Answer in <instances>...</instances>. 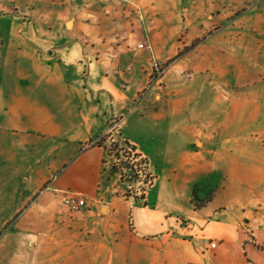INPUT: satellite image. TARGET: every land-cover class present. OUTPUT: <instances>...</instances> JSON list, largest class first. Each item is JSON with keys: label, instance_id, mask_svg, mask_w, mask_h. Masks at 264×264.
Wrapping results in <instances>:
<instances>
[{"label": "crops", "instance_id": "1", "mask_svg": "<svg viewBox=\"0 0 264 264\" xmlns=\"http://www.w3.org/2000/svg\"><path fill=\"white\" fill-rule=\"evenodd\" d=\"M110 1L0 0V81L5 75L22 76L25 83L19 85L22 91L15 105L33 109L16 117L38 122L34 128L40 137L22 146L31 148L37 155L36 165L44 164L49 171L39 175L28 194L0 196V217L8 218L7 209L11 211L16 237L15 258H1L0 264H264V209L250 213L252 199L230 197L219 208L207 205L192 211L167 204L173 191L186 195L193 181L220 169L224 161H213L214 150L208 145L183 152L172 171L189 177L181 180L182 189L175 179L172 185L178 188L170 191L166 184L172 181V173L164 177L165 168L154 166L144 150L145 141L135 132L148 121L160 122L169 116L177 126L178 112L194 103L201 106L199 115L203 114L192 129L197 145L202 137L208 138V143L215 137L230 138L227 129L233 120L254 118L251 101L235 106L232 90L241 89L244 78L239 74L244 68L261 74L252 84L264 80V1L151 0L153 7L155 2L165 5L164 12L154 10L161 30L170 32L171 45L165 34L155 40L159 53H172V41L180 27L191 24L193 28L187 30L193 39L204 42L195 43L192 53H209L211 57L208 65L199 63L187 75L169 79L162 97L143 91L150 76L149 52L131 45L139 42L134 33L127 36V43L119 40L113 46L114 39L105 28L111 26L109 21L101 22L98 17L80 21L78 14L86 3L98 16L120 1L123 6L127 2L147 4L146 0ZM210 23L213 31L205 32L203 28ZM122 66L132 69L121 75L118 69ZM6 89L11 90L9 86ZM129 106L133 107L129 117L123 119L128 142L150 168L153 165L159 170L158 181L142 201L113 197L111 187L120 174L111 169L105 149L93 145L111 132L112 121ZM216 106L221 113L215 116L202 110ZM155 108L160 113H153ZM132 117L137 129L131 125ZM213 125L217 130L207 135L204 130ZM57 153L70 156L58 169ZM263 164L254 170L237 166L234 177L227 165V187L232 179L247 177L246 184L257 187V196L263 197ZM73 193L86 200V206L76 214L64 205ZM235 201L240 202L239 208ZM162 206L184 214L179 218L181 227L171 220L168 231L160 227L167 218ZM227 233L233 239L227 238ZM211 241L217 243L216 248H209ZM229 255L232 257L226 259Z\"/></svg>", "mask_w": 264, "mask_h": 264}, {"label": "rangeland", "instance_id": "2", "mask_svg": "<svg viewBox=\"0 0 264 264\" xmlns=\"http://www.w3.org/2000/svg\"><path fill=\"white\" fill-rule=\"evenodd\" d=\"M146 1L147 4L144 6H136L128 2L123 6L121 1L120 4L116 2V5L113 6L111 4L108 5L109 7L103 9L99 16L94 14L88 3H86L87 5H83V9L78 14V17H80V21L84 22L85 20L96 21L95 17H98L100 21L102 20L101 22H103V20L109 21L111 26L107 25L105 28L109 32L107 35H110L111 38L114 39L110 43V45L113 46L117 45L119 40L127 43V41H129L127 40V36L130 33H134L136 37L139 38V42L135 44L131 43V45L138 51L147 50L149 52L148 61L150 76L145 85V90L143 91L146 93L152 91L153 94H159L162 97L168 89L169 79H176L183 75H187L191 72V69H193V67L195 68L199 63H201V65H208V62L211 61V57L209 53H192L194 49H192V47L195 43L202 45L204 42L200 40L201 38L193 39L187 30V28L189 29L192 27L191 24H182L183 26L180 27L181 31L177 33L172 41L174 45L172 53H162L163 55L159 53L155 40L163 36L165 30L162 31L161 27H159L158 21L160 22V17L155 13L154 7L164 12L165 5L155 2V6L153 7L151 0ZM263 1L264 0H262V2ZM103 2L106 4L111 1L103 0ZM160 2H162V0ZM209 13L207 15H209ZM211 15H213V13ZM148 23L150 27L147 26ZM213 27L214 25L210 23L209 25H205L203 30L205 32L209 30L213 31ZM169 33L170 32L165 35L169 40L168 45H171ZM253 54L255 56V53ZM4 59L6 62L10 60L9 58L7 59V57ZM218 59L222 60V56L219 55ZM131 69V66H122L118 69V72L121 75H125L130 72ZM260 75L261 74L255 75L251 73L250 69L248 70L247 68H244L243 72L239 74V76L244 78V81L240 83L243 84L242 86L239 85L241 87L240 90H232L234 104L237 106L240 103H245V101H251L254 105L253 109L255 112L253 114L254 118L251 119V121L247 119L241 122V118H238L236 123L234 120L232 121V124L229 125L227 129V135H230V138L221 137L215 139V137L208 143V138L202 137L199 140V145H197V139L193 137L192 129L196 127L197 122L202 121L203 114L199 115L201 106H196L195 103L189 108H182V110L178 112L177 126L175 121L172 122L168 120L169 116L167 120L165 119L160 122L148 121L142 124L139 130L135 131L136 135L141 136V139L145 141L144 150L152 157L154 166H162L165 168L164 177L172 173V181L166 184L170 191L172 188H175V190L178 188V186L173 187L172 185L175 179L182 189L184 183H181V180H186L188 179L187 177H189L186 174L182 176L179 170L177 172L172 171L174 165L179 164L183 152H195L199 147L209 148L210 146L215 152L213 161L216 163L220 160L224 161H222L223 165L217 172L211 171L207 173V175H202L198 181H193V183L190 184L188 194L185 195V193L181 191L179 193L173 191V197L168 199L167 204H171V206H175L177 209L184 207L192 211L193 209L199 210L207 205L213 208H219L222 202L232 197V199L234 198L236 200H240L241 198L252 199L250 203L254 206V209L250 213L254 215L256 211H262L264 209V196H257V187L246 184V181L250 178L243 177L242 179L238 178L236 180L234 178L232 179V185H228L227 187L228 173L226 171L227 165V169L230 165L232 167L230 175L232 176L233 174L232 177H234V169L237 166L241 167L245 165L254 170L257 166L261 165V163H264V80L259 84H252ZM232 76H235V74L233 73ZM262 76L264 78V75ZM5 77L7 78L0 81V196H7L12 193H17V195H21L22 193L28 194V192L32 190V183L39 175L49 171L45 169L46 165L44 164L36 165L37 155H33L30 152L31 148L22 146L25 142L30 143L40 140L38 136L39 130L34 128L38 126V122L33 123L26 117H19L18 119L16 117L17 114H27L26 111L31 112L33 109L31 105L17 108L15 105L16 99L19 97L17 94L22 91L19 85H23L25 82L20 75H17V77H15V75H5ZM8 77L11 78L8 79ZM219 85L220 83H215V86ZM8 86L11 88L9 92L6 89ZM255 87H259L260 89L258 91L252 89ZM219 89L221 90V87H219ZM258 96L259 100L257 99ZM251 107L252 105L249 108ZM131 108L133 107L129 106L128 109L125 108L126 110H122L120 114L124 115L112 121L110 131L115 133L114 137L118 141H128L126 136L127 124L124 126L123 119L129 117L128 111ZM154 110L153 113H160L156 108ZM202 110L205 111V115L208 114L210 116L221 113L220 107L218 106L214 109L202 108ZM247 117L251 118L250 115ZM130 120L132 121L131 125H133V129H137L138 126H135L136 123L133 121V117ZM215 130H217V127L213 125L207 127L204 131L207 135H211ZM146 136L147 138L145 139L144 137ZM67 157L70 156L57 153L55 167L58 169L59 166L62 165V161L66 160ZM154 166L152 165L151 168L149 167L150 181L146 187V194L158 181L159 170H156ZM249 172L248 170L247 173ZM253 173L254 171L249 173V175ZM249 175L247 174V176ZM253 176H255V173ZM262 188H264V186ZM227 189H230V191H227ZM136 190L139 195L143 194L141 188H136ZM126 192L127 190L122 186L120 179L111 187V194L113 197H127ZM257 199H259V202H256ZM208 200L209 202H207ZM9 202L10 201H8L7 204ZM235 203L239 208L240 202L235 201ZM150 205L152 206L151 202ZM196 205L199 206V209L195 207ZM9 206H12V204ZM140 207L143 209L145 208L142 204ZM161 208L166 211L167 216V218L164 219V224L160 225L161 228L164 227L165 231H168L170 229V220L177 226H182L179 218H184L182 217L184 216L183 213L180 211H173L170 207L162 206ZM7 212L9 214L8 218L0 217V259L15 258L16 237L14 229L11 227L14 219L9 217L12 216L10 215L12 213L9 209H7ZM71 212L75 213L72 210ZM252 214L245 222L251 218ZM6 220L7 223H5ZM209 233L211 232L207 231V234ZM226 236L230 240L233 239L229 233H227ZM229 256L230 257L225 258L230 259L232 257V255Z\"/></svg>", "mask_w": 264, "mask_h": 264}, {"label": "trees", "instance_id": "3", "mask_svg": "<svg viewBox=\"0 0 264 264\" xmlns=\"http://www.w3.org/2000/svg\"><path fill=\"white\" fill-rule=\"evenodd\" d=\"M93 145L103 147L108 157L111 158V169L120 174L122 186L127 190V198L136 201L144 200V195H139L136 188H141L143 192L146 191L150 181L148 161L137 154L128 141L116 140L112 131L100 137ZM195 207L199 209V206Z\"/></svg>", "mask_w": 264, "mask_h": 264}, {"label": "built area", "instance_id": "4", "mask_svg": "<svg viewBox=\"0 0 264 264\" xmlns=\"http://www.w3.org/2000/svg\"><path fill=\"white\" fill-rule=\"evenodd\" d=\"M146 193L143 192L142 195H145ZM64 205L69 208L70 210H72L73 212L77 213L80 212L85 206H86V200L85 198L80 194H72L69 195L65 200H64ZM209 248L214 249L217 246L216 242H210L207 243ZM189 264H194V263H189Z\"/></svg>", "mask_w": 264, "mask_h": 264}]
</instances>
